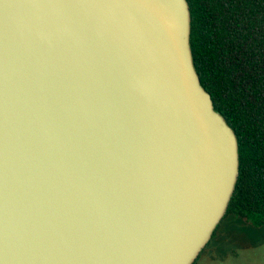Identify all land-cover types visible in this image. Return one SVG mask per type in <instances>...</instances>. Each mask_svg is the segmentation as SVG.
I'll return each instance as SVG.
<instances>
[{"label":"water","instance_id":"95a60500","mask_svg":"<svg viewBox=\"0 0 264 264\" xmlns=\"http://www.w3.org/2000/svg\"><path fill=\"white\" fill-rule=\"evenodd\" d=\"M186 0H0V264H192L238 176Z\"/></svg>","mask_w":264,"mask_h":264},{"label":"trees","instance_id":"16d2710c","mask_svg":"<svg viewBox=\"0 0 264 264\" xmlns=\"http://www.w3.org/2000/svg\"><path fill=\"white\" fill-rule=\"evenodd\" d=\"M189 44L201 86L233 129L238 176L226 212L264 225V0H186Z\"/></svg>","mask_w":264,"mask_h":264},{"label":"rangeland","instance_id":"374dc122","mask_svg":"<svg viewBox=\"0 0 264 264\" xmlns=\"http://www.w3.org/2000/svg\"><path fill=\"white\" fill-rule=\"evenodd\" d=\"M195 264H264V225L228 216Z\"/></svg>","mask_w":264,"mask_h":264}]
</instances>
